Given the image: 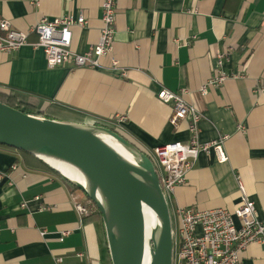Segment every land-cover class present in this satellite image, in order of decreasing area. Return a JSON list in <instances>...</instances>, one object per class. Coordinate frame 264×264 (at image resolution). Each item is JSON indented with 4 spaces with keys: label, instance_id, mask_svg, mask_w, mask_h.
Here are the masks:
<instances>
[{
    "label": "crops",
    "instance_id": "crops-1",
    "mask_svg": "<svg viewBox=\"0 0 264 264\" xmlns=\"http://www.w3.org/2000/svg\"><path fill=\"white\" fill-rule=\"evenodd\" d=\"M103 1L0 0V21L32 44L43 18L83 15L88 24L73 28L72 43L83 54L100 39ZM113 46L96 69H51L43 50L30 45L0 52V94L40 112L55 106L53 120L117 127L145 151L189 141V120L174 125L173 106L158 98L164 88L180 94L204 114L202 142L229 136L228 160L201 153L169 200L171 213L233 212L241 184L264 221V0H120ZM221 54L228 78L203 96ZM120 116L126 119L118 123ZM0 173V264H110L103 221L77 213L74 198L85 196L61 174L30 167L18 151L1 147ZM240 264H264V243L250 245Z\"/></svg>",
    "mask_w": 264,
    "mask_h": 264
},
{
    "label": "water",
    "instance_id": "water-1",
    "mask_svg": "<svg viewBox=\"0 0 264 264\" xmlns=\"http://www.w3.org/2000/svg\"><path fill=\"white\" fill-rule=\"evenodd\" d=\"M0 145L38 158L96 206L112 264H173L171 210L155 165L120 131L31 116L0 103ZM55 162L78 169L83 183Z\"/></svg>",
    "mask_w": 264,
    "mask_h": 264
},
{
    "label": "built area",
    "instance_id": "built-area-1",
    "mask_svg": "<svg viewBox=\"0 0 264 264\" xmlns=\"http://www.w3.org/2000/svg\"><path fill=\"white\" fill-rule=\"evenodd\" d=\"M119 2L120 0L103 1L100 39L83 54L72 51L73 28L85 27L88 24L83 15L79 18L63 16L54 20L43 18L32 29L37 35V42L32 44L29 43L27 33L13 29L8 21H0V52L11 54L30 45L35 50H43L51 69L59 67L96 69L100 66L101 58L112 55ZM224 57V54L219 56L216 75L202 87L203 96L208 93V88H216L228 78L221 69ZM263 90L264 84L261 91ZM158 98L163 103L173 106L174 125L181 120H189L190 138L187 143L175 142L145 151L155 165L162 190L169 202L175 189L186 183L187 174L195 166L201 153L214 152L219 163L227 162L224 144L229 136L222 135L212 142H202L199 125L204 119V114L187 103L182 95L165 88L158 93ZM125 119L120 116L116 121L120 123ZM115 129L121 132L119 128ZM3 178L4 174L0 173V184ZM240 189L241 202L233 212L227 209L175 210L172 219L173 264H240L242 253L250 245L264 243V221L258 218L256 205L241 184ZM74 207L81 217L92 214L93 208L96 209L86 197L84 200L74 198ZM68 233H63L61 241H64ZM77 256L82 258L83 254L79 253ZM62 261L61 258L58 259L59 263Z\"/></svg>",
    "mask_w": 264,
    "mask_h": 264
},
{
    "label": "trees",
    "instance_id": "trees-1",
    "mask_svg": "<svg viewBox=\"0 0 264 264\" xmlns=\"http://www.w3.org/2000/svg\"><path fill=\"white\" fill-rule=\"evenodd\" d=\"M0 103H3L11 108H14L18 111H21L25 114L31 115V116H36V117H40V118H47V119H54L53 118V110L55 106H50L45 112H40V109L37 105L30 103L28 101L23 100L21 97L15 95V94H10V95H4V94H0ZM98 125L100 126H104L107 127L111 130H115V127L113 126H109L103 123H99ZM1 148H6V149H10L13 151H18L15 148L12 147H8V146H3L0 145ZM20 154H22V156L24 157V159L26 160V163L33 168H39V169H43V170H48V171H53L54 170L49 167L48 165H46L44 162H42L41 160H39L38 158L29 155L25 152H21L18 151ZM97 209V208H96ZM94 217H96L97 219L102 221V216L99 213L98 210H96V213L91 214L86 220H91ZM104 245H105V251L107 253V257H108V262L110 264L111 263V259H110V253H109V248H108V244H107V240H106V235H105V241H104Z\"/></svg>",
    "mask_w": 264,
    "mask_h": 264
},
{
    "label": "bare ground",
    "instance_id": "bare-ground-1",
    "mask_svg": "<svg viewBox=\"0 0 264 264\" xmlns=\"http://www.w3.org/2000/svg\"><path fill=\"white\" fill-rule=\"evenodd\" d=\"M119 149L126 157H128V154L123 147L119 146ZM52 165L55 168L59 169L69 179L83 183L82 177L80 175V171L78 169L71 167L69 165H66V164L56 163V162L52 163ZM153 225L154 223L151 222V224L149 225L150 229L151 228L153 229Z\"/></svg>",
    "mask_w": 264,
    "mask_h": 264
},
{
    "label": "rangeland",
    "instance_id": "rangeland-1",
    "mask_svg": "<svg viewBox=\"0 0 264 264\" xmlns=\"http://www.w3.org/2000/svg\"><path fill=\"white\" fill-rule=\"evenodd\" d=\"M69 123H70V122H69ZM96 210H97V209H94V208H93L92 213H96ZM171 217H172V219H173V214H172V213H171Z\"/></svg>",
    "mask_w": 264,
    "mask_h": 264
}]
</instances>
